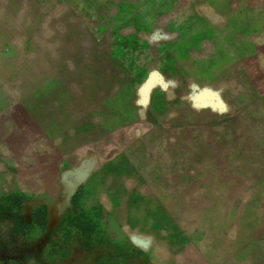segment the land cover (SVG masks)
I'll use <instances>...</instances> for the list:
<instances>
[{
    "label": "rangeland",
    "instance_id": "1",
    "mask_svg": "<svg viewBox=\"0 0 264 264\" xmlns=\"http://www.w3.org/2000/svg\"><path fill=\"white\" fill-rule=\"evenodd\" d=\"M5 2L0 78L31 110L52 102L69 141L124 129L150 97L166 131L164 154L151 153L164 164L157 183L131 185L106 167L95 201L68 191L53 205H0V264H264V0ZM195 15L228 21L242 67L216 70L217 56L198 49L214 41L220 55L216 33L182 23ZM165 20L174 46L150 51ZM186 77L195 107L209 111L189 120L178 113Z\"/></svg>",
    "mask_w": 264,
    "mask_h": 264
},
{
    "label": "crops",
    "instance_id": "2",
    "mask_svg": "<svg viewBox=\"0 0 264 264\" xmlns=\"http://www.w3.org/2000/svg\"><path fill=\"white\" fill-rule=\"evenodd\" d=\"M5 5V0H0V8ZM168 19L173 21V18ZM169 20L158 23L149 35L147 45L150 51H153L154 47L158 49L160 46L164 48L174 46V43H171L174 39L167 38L170 34L174 35V32L170 33L169 29L167 31L165 28V24H169L166 21ZM216 20L217 18L210 16L195 15L182 23L188 25L192 31L190 32L197 37L210 31L216 33L220 42V55L224 54V58L217 53L213 54L214 41L212 44L201 41L200 47H196L201 50L206 47L205 50L210 51L208 54L217 56L219 59L216 64L217 71L228 70L229 63L232 62L241 66L243 60L237 51L242 47L241 38L238 35L236 37L238 39L232 37L233 32H230L227 20L222 22ZM1 49L2 47L0 55H3L4 50ZM230 50L234 56L230 55ZM229 57L232 58L231 62ZM197 61L198 59L196 63ZM154 75L157 74L154 72ZM185 79L189 95L182 100L181 105L184 106L178 113L181 118L182 111L188 109L182 118L189 120L191 112L205 113L208 110L205 106L201 109L195 107L196 93L191 95L190 90H196L198 85L195 79L189 77ZM201 86L213 90L206 87L205 82L201 83ZM13 88L11 83L0 78V205L16 199H27L32 205L37 206L53 205L50 204L52 200H68V191L71 194L76 193L77 199L89 198L95 201L99 199L96 197L98 189L93 184L98 180L100 168L112 167L114 174L123 175L126 183L131 185L157 183L162 177L161 169L164 164L161 167L159 159L151 154L152 150L160 154L162 150L164 154L163 140L166 130L162 127L164 119L155 108L156 98L141 99L139 104L142 111H139L138 120L127 124L124 129L113 128L103 134L99 132L87 140L73 137L69 141L71 132L67 126L64 129L62 121L59 125L51 123L52 102L48 103V112L47 103L37 109L34 102L35 108L32 107L31 110ZM210 96L216 98L217 94L210 91ZM46 100L50 98L46 97ZM118 129L123 130V136ZM116 130L121 136L119 139L116 138ZM72 136L79 135L75 133ZM87 189L89 191L86 192L87 196L79 195L85 194L81 190ZM58 204L63 205L58 202L55 206ZM65 206L67 207V204Z\"/></svg>",
    "mask_w": 264,
    "mask_h": 264
}]
</instances>
